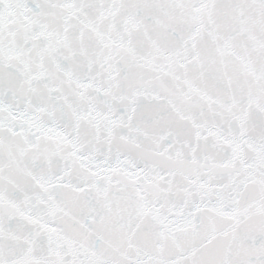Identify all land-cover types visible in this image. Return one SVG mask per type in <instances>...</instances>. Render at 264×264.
Here are the masks:
<instances>
[{"label": "snow or ice", "instance_id": "snow-or-ice-1", "mask_svg": "<svg viewBox=\"0 0 264 264\" xmlns=\"http://www.w3.org/2000/svg\"><path fill=\"white\" fill-rule=\"evenodd\" d=\"M0 264H264V0H0Z\"/></svg>", "mask_w": 264, "mask_h": 264}]
</instances>
